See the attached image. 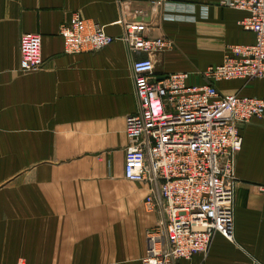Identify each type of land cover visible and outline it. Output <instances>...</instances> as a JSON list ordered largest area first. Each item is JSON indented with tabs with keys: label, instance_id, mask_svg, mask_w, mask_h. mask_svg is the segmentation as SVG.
<instances>
[{
	"label": "crops",
	"instance_id": "crops-1",
	"mask_svg": "<svg viewBox=\"0 0 264 264\" xmlns=\"http://www.w3.org/2000/svg\"><path fill=\"white\" fill-rule=\"evenodd\" d=\"M151 1L0 0V264H141L159 215L145 203L148 186L123 173L126 117L137 111L132 62L146 57L127 49L123 23L147 22V37L172 39L151 54L155 72L185 71L194 84L206 83L200 72L220 64L227 46L255 40L238 24L247 12L221 0H166L179 12L192 7L193 20L169 19ZM75 11L113 42L65 53L59 28ZM29 32L42 37L44 64L26 72L19 40ZM215 86L264 97L260 78ZM240 135L234 238L216 233L206 256L178 264H264V116Z\"/></svg>",
	"mask_w": 264,
	"mask_h": 264
},
{
	"label": "built area",
	"instance_id": "built-area-1",
	"mask_svg": "<svg viewBox=\"0 0 264 264\" xmlns=\"http://www.w3.org/2000/svg\"><path fill=\"white\" fill-rule=\"evenodd\" d=\"M151 4L166 5L169 19L193 20L187 18L192 7L183 11L178 5L179 12L170 1ZM219 5L246 11L238 24L255 40L227 46L220 64L200 72L205 84L190 83L185 71L157 74L151 54L171 49L172 39L147 37V22L123 23L127 49L146 54L132 62L137 111L126 117L123 173L127 180L148 186L145 203L159 215L145 232L141 264H178L195 254L206 256L216 233L234 238L240 127L264 116V97L223 94L215 82L264 79V0H221ZM59 34L67 54L95 52L114 40L103 25L77 11L60 25ZM41 43L38 33L20 36V70L43 67Z\"/></svg>",
	"mask_w": 264,
	"mask_h": 264
},
{
	"label": "rangeland",
	"instance_id": "rangeland-1",
	"mask_svg": "<svg viewBox=\"0 0 264 264\" xmlns=\"http://www.w3.org/2000/svg\"><path fill=\"white\" fill-rule=\"evenodd\" d=\"M185 16H187V15H185ZM192 17V18H191ZM187 18H189V19H194V16L193 15H188L187 16ZM190 49H192L191 47H192V44H186ZM191 46V47H190ZM190 52V51H189ZM186 53H187V51H186Z\"/></svg>",
	"mask_w": 264,
	"mask_h": 264
}]
</instances>
